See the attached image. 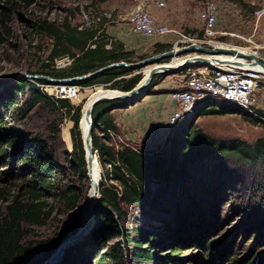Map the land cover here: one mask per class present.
<instances>
[{
    "label": "rangeland",
    "instance_id": "1",
    "mask_svg": "<svg viewBox=\"0 0 264 264\" xmlns=\"http://www.w3.org/2000/svg\"><path fill=\"white\" fill-rule=\"evenodd\" d=\"M6 1L0 0V11L6 6ZM151 1V10H159L163 18V22L158 20L160 23L166 24L171 29L184 31L186 34L200 33L202 22L199 14L207 0ZM158 1H164L166 6L164 8L157 7L156 2ZM135 2L136 0H44L30 8H24L18 6L17 0L11 1L9 35H2L4 44L0 46V148L3 150L0 151V188L8 192L6 194L8 201L15 197L29 199L30 183L27 182L29 176L24 174L23 166L18 161V157L23 151L24 138L40 137L47 142L55 156L54 168L57 173L52 188L48 193H45L43 198L52 208L46 224L44 226H24L26 237L23 245L25 248L31 247V257L39 258L47 249L59 246L64 240L67 227L78 218L77 213L80 207L71 211L66 202L60 198L61 192L67 187L74 186L80 190L82 198L84 192L86 193L84 203L88 200L89 189H92V186H90L89 178L86 181L87 188L84 180L80 183L79 167L75 164L73 152L76 143L78 145L75 151L76 155L80 154L83 140L82 111L88 103V98L85 97L90 90L100 87H86L78 99L69 100L74 107H81V125L79 123L76 137L73 138L71 135V142H67L65 139L64 127L70 126V131L73 129L74 122L71 119L73 112L69 115L64 109L40 106L28 113L25 102L30 95L27 91L20 94L15 92L17 83L22 80L17 76L19 74H35L40 70L47 71L48 68H44V65L49 62L48 56L53 48L52 38L35 32L32 24L38 21H47L60 26L67 19L71 26L81 28L90 22L95 28L101 27L103 32L100 36L106 38L112 36L113 39L122 38L127 41L130 47H135L136 61L133 62L135 63L157 55L154 45L161 39L149 40L134 35L125 22L109 24L106 20H102L100 23L96 22V19L104 12L125 16L132 11ZM215 6L218 12L216 29L218 32L228 34L219 36L218 40L227 43L219 45L221 48H232L242 53L248 52L245 48L234 46H247L241 37H254L256 43L264 44V15L260 19L255 15L257 10L264 11V0H243V4L237 0H215ZM117 34L119 35L117 36ZM261 53L264 57V49ZM48 64L51 66L49 69L56 66V62ZM139 73L142 74L138 70L134 72V74ZM35 76L55 80L50 76ZM142 76L144 77V74ZM173 79L167 83L168 89L165 92L168 95L176 82V78ZM35 80L28 79L26 81L34 82ZM167 80L169 79H166L165 82ZM36 85L40 86L39 83ZM160 86L161 90H164L165 85L161 84ZM260 86L261 89H264V81L260 83ZM259 93L260 91L256 97ZM4 101H12L13 109L3 108ZM206 112L209 110L206 109ZM191 118H196L195 124L204 134L217 140H240L253 145L259 139L264 138V128L245 121L241 114L211 115L205 113L199 117H196V114H191ZM14 133L21 135V138L18 137L19 141L16 139L12 143ZM95 133L99 136L103 135L100 129L95 130ZM116 133L122 139V141H118L121 147L130 145L151 153L169 151L165 131L161 132L157 138H138L136 141L128 139L126 133L123 134L119 131ZM111 143L115 144L112 140ZM97 165L100 169L98 163ZM214 165V162L204 163L200 172H197V178L206 182L199 183L195 194L196 202L189 200V197L183 193L178 194L176 200L169 201L172 214L159 215L162 220L155 218L158 216L157 214H160L159 212L148 207L125 209L128 220L120 222L123 227L128 228L132 233H134V229H138L146 235L154 232L161 238L150 249V252H157L153 262L142 264H172L171 252L174 250L173 245L178 242L183 244V249L179 255H175L173 258L180 261V264H205L204 250L197 245V240L192 239L196 233L207 234L211 240L222 239L228 245L234 244V253L243 257L247 256L251 249L255 250L254 255L264 252V191L255 189L256 183L250 174H247L242 181L233 182L232 187L227 188L226 186H229L226 181L227 175L215 177L212 172ZM106 168H110V166ZM106 168L102 169L103 173L100 170L102 176ZM110 183L116 184L113 181ZM155 188L156 186L152 185V192ZM6 200L0 199V221L6 214V206L9 204ZM97 203L98 200L93 204L94 219L90 229L84 237L76 239L55 264H60L68 251L75 248L82 250L75 264H83L84 259H87V264H98L103 256L104 240L99 232H94L99 211ZM115 220L118 221L116 216ZM85 238L87 242L83 244ZM120 245L124 253L122 260L116 264H138L132 260V250L127 249L123 239L120 240ZM17 264L22 263L18 260ZM110 264L112 263L110 262Z\"/></svg>",
    "mask_w": 264,
    "mask_h": 264
},
{
    "label": "trees",
    "instance_id": "2",
    "mask_svg": "<svg viewBox=\"0 0 264 264\" xmlns=\"http://www.w3.org/2000/svg\"><path fill=\"white\" fill-rule=\"evenodd\" d=\"M11 1L7 0L6 6L0 11V46L4 44L2 35H9ZM17 1L18 6L30 8L44 0ZM237 1L243 4V0ZM32 27L35 32L44 34L53 40L48 63L54 64L56 60L69 57L72 64L65 68L58 69L56 66H52V69H49L51 66L47 63L44 65V68H48L47 71L40 70L31 75H45L58 80L84 76L114 63H130L129 59L134 54L125 51L124 45L120 42L113 41L112 48L107 49L109 39L100 36L103 32L101 27L91 26L80 30L78 27L71 26L67 19L60 26L47 21H38L32 24ZM165 49L169 50V47L156 44L157 52L162 53ZM134 72L127 68H115L105 71L95 79L75 82L72 85L82 87L105 85L106 89L128 92L134 89L143 78L142 74H134ZM129 75L132 76L126 78ZM166 77L167 75L157 76L148 88L146 95L157 93L154 88L160 85ZM36 83L46 84L48 82L20 80L16 85V93L29 92L30 97L25 102L27 112L31 113L40 106L64 109L69 115L73 112L71 119L74 122V127L71 135L73 138L76 137L81 120V107H74L68 99L54 100L50 98ZM131 105L132 103L127 102L102 103L95 108L93 114V147L97 153L101 172L103 173L102 169L110 166L103 174L104 184L99 200L102 209L97 212L94 227V232H99L104 240L103 256L98 264H110V262L116 264L122 260L124 250L120 245L121 239L125 241L127 249L132 250L131 258L134 262L138 264L153 262L157 252H150V249L161 238L154 232L146 235V233L134 229V233H132L128 228L123 227L120 222L128 220L125 209L148 207L159 212L160 214H157L158 216L155 218L161 219L159 216L161 214H172L169 201L176 200V196L180 193L196 202V189L202 182V184L206 182L197 178V172H200L204 163L214 162L212 172L215 177L227 175L226 181L229 185L226 186L227 188L232 187L233 182L242 181L247 174H250L256 183L255 189L264 191V138L259 139L253 145L240 140H217L204 134L195 124L196 118H191V114L186 115L173 132L166 137V143L169 144L168 152L151 153L130 145L117 150L112 145L108 133L109 130L119 131L112 112L116 109H126ZM217 105L218 110L209 109V112H206L205 109H198L193 114H196V117L205 113L211 115L241 114L245 121L264 128L263 120L250 116L234 104L219 102ZM3 108L13 109L12 101H4ZM258 113L264 118V112ZM97 129L103 132L102 136L95 133ZM13 137L12 143L16 139L19 141L18 137L21 138V135L14 133ZM23 140V143L21 142L23 151L19 155L18 161L23 166L24 174L29 176L27 178V182L30 183L29 199L15 197L8 201L6 200L8 192L0 188V199L9 203L6 206V214L0 221V264H17L18 260L22 264H40L48 256V253L43 259L30 256L31 247L25 248L23 245L26 237L24 226H44L50 217L52 208L43 198L45 193H48L52 188L56 179L55 156L51 147L42 138L32 137ZM77 148L78 145L75 143L74 161L79 167L80 183L84 180L86 184L88 176L82 143L79 156L75 152ZM0 151H3L2 148ZM110 181L116 184L110 183ZM152 185L156 186L154 192H152ZM60 198L66 202L71 211H74L79 207L81 209L86 199V193L84 192L82 198L80 190L70 186L61 192ZM115 216L118 221L115 220ZM76 230L77 222H74L68 226L66 237L74 234ZM133 235L135 236L133 237ZM192 239L197 240V245L204 250L205 264H264V252L254 255L255 250L251 249L248 255L243 257L234 253V244L228 245L222 239L211 240L209 235L197 233ZM86 242L85 238L83 244ZM182 247L181 242L173 245L172 264H180V261L174 259L173 256L179 255ZM81 252L80 248L79 250L71 249L60 264H75ZM82 262L87 264V259Z\"/></svg>",
    "mask_w": 264,
    "mask_h": 264
},
{
    "label": "built area",
    "instance_id": "3",
    "mask_svg": "<svg viewBox=\"0 0 264 264\" xmlns=\"http://www.w3.org/2000/svg\"><path fill=\"white\" fill-rule=\"evenodd\" d=\"M156 5L159 8H164L166 3L164 1H158ZM151 9V0H136L132 11L125 16L112 12H104L96 19V22L100 23L102 20H106L108 24L125 22L128 24L131 33L151 40L172 36L174 39L171 42L170 50H178L191 45L215 49L221 48L219 46L221 44H227L218 40L219 36H226L228 34L218 32L216 29L218 12L215 6V0H207L203 10L199 14L202 22L200 31L202 35L200 33L196 35L186 34L184 31L169 28L166 24L160 23L157 20ZM255 15L260 19L264 15V11L257 10ZM91 26L92 24L87 22L86 26L79 29L82 30ZM241 40L247 43V46H234L247 49V54H251L258 60L264 62V57L261 53L264 49V44L256 43L254 37H241ZM111 43L112 41H109L106 46L107 49L112 48ZM198 57L209 59V64H201L198 61H194L188 68L167 75V77L174 76L176 78L173 90L169 95L171 100L176 104V108L170 114L164 125L165 138L173 132L186 115L193 114L198 109H218L217 104L219 102L234 104L241 111L264 121V118L258 113L256 104L257 93L261 90L260 83L264 81V71L252 65L250 60L236 54L206 55L199 52H192L181 55L176 59L165 60L161 63L167 66H179L188 58ZM216 60H221L223 63H218ZM71 64L72 60L69 57H65L56 61V68H65ZM97 86L106 89L105 85ZM158 86L154 89L156 90ZM39 87L54 100H75L79 98L83 90H86V87L72 85V83L48 82L46 84H40ZM50 88H52V91H50ZM108 133L111 140L115 143L116 149H121L118 143V141H122L120 136L115 131L109 130Z\"/></svg>",
    "mask_w": 264,
    "mask_h": 264
},
{
    "label": "water",
    "instance_id": "4",
    "mask_svg": "<svg viewBox=\"0 0 264 264\" xmlns=\"http://www.w3.org/2000/svg\"><path fill=\"white\" fill-rule=\"evenodd\" d=\"M192 52H199V53H203L206 55H218V54H233V55H235L236 54L240 57H243V58L250 60L252 62V65L256 66L259 70L264 71V62L258 60L255 56H253L251 54H242V53L235 51L234 49H223V48H215L214 49V48L201 47V46H197V45H191L188 47L180 48L178 50H170V51H167L164 53H160V54H157L155 56L146 58L144 60H141V61L135 62V63H126V62L114 63V64H111L107 67L101 68V69H99L93 73H90L88 75L74 77V78H68V79H64V80H58V79L53 80V79H49V78L38 77L35 75H27V74H19L17 77L19 79H22V80L41 79V80H44L47 82H53V83H75V82L89 81V80L95 79V78L99 77L100 75H102L105 71L115 69V68H127V69H131L133 71H136V70L142 71V73L144 74V77L134 89H132L131 91H128V92H122V91H118V90H109L110 92L118 91L121 93V95L117 96V97H112V96L99 97L93 101L90 108L88 109L86 117H87L88 125H89L88 144H89V148H90L91 152H90V159L87 161V164L91 165L92 156H93V153L95 152L94 147H93V138H92V134L94 131L93 114H94L95 108L98 105H100L102 103H107V102L136 103V102L140 101L144 96H146V92H147L148 88L151 86L153 80L157 76L168 75V74L180 72V71L188 68L191 64L194 63V61H198L201 64H209L210 60L207 58H202V57L188 58L187 60H185V62L182 65H179V66H167V65H162V63H161L165 60L176 59V58L180 57L181 55L192 53ZM216 61L218 63H223L221 60H216ZM149 67H151V69L149 70V73L146 74V70ZM103 178H104V176H103ZM102 187H103V183L101 185V189H102ZM100 198H101V196L98 198L97 207L99 209H102L100 204H99ZM90 204H91V201L88 200L84 204L83 208L79 209V211L77 213L78 218H77V220L74 221V222H77L76 233L73 235L67 236V237L65 235V237L63 238L64 240L62 241V243L59 246H57L55 248L47 249L41 256H39L40 259H43V257L46 256L48 253V256L45 257L44 260H42L40 264H55L58 261V259L61 257L63 252L76 239L81 237L83 234H85L90 229V227L93 224V219H94L92 210L90 209ZM74 222H72L71 224H73ZM66 231H67V229H66Z\"/></svg>",
    "mask_w": 264,
    "mask_h": 264
},
{
    "label": "crops",
    "instance_id": "5",
    "mask_svg": "<svg viewBox=\"0 0 264 264\" xmlns=\"http://www.w3.org/2000/svg\"><path fill=\"white\" fill-rule=\"evenodd\" d=\"M152 12L157 20H163L159 10L154 9L152 10ZM118 35L119 34H117V36ZM108 39L112 42L114 41L122 43L124 45L125 51L134 53L133 57L129 59V62L133 63L134 61H136V53L134 52L136 49L135 47H130L127 41L122 38L113 39V37L111 36L108 37ZM173 39L174 38L172 36H168L161 39V41L157 42L156 44L169 47L170 50L171 42L173 41ZM156 44L154 45L155 54H160L161 52L159 53L156 51ZM169 50L165 49L164 52ZM149 70L150 69L146 70V72H149ZM130 76L132 75L126 76V78H129ZM173 78L174 76H169L167 77V79L169 80L162 83L165 85L164 90H161V86L159 85L155 90L157 91V93L144 96L140 101L132 103V105L126 109L114 110L112 112V116L115 120V124L118 127L119 132L123 134L126 133V137L128 139H131L132 141H136L138 140V138L154 139L159 137L160 133H163L164 131V125L168 117L176 108V104L171 100L167 92H165L166 89H168L167 83L174 80ZM85 98H88V101L92 99L90 92L87 93ZM256 104L257 110L259 112H264V89H261L258 97H256Z\"/></svg>",
    "mask_w": 264,
    "mask_h": 264
},
{
    "label": "bare ground",
    "instance_id": "6",
    "mask_svg": "<svg viewBox=\"0 0 264 264\" xmlns=\"http://www.w3.org/2000/svg\"><path fill=\"white\" fill-rule=\"evenodd\" d=\"M232 49V48H231ZM235 51L239 52L238 50L234 49ZM239 53H242V52H239ZM248 52H245V53H242V54H247ZM149 72H146V74H148ZM52 91V89L50 90ZM90 94H91V98L88 103H86L83 111H82V121L81 123L82 124V135H83V140H82V143H83V149H84V152H85V162H86V170H87V176L89 178V182H90V186H92V189H89V196H88V200L91 201V204H90V209L92 210L93 209V204L96 202V200H98V198L100 197V191H101V185L103 183V176L100 174V169L97 165V154L94 152L93 153V156H92V163L91 165L87 164V161L90 159V148H89V144H88V136H89V125H88V120H87V117H86V114H87V111L88 109L90 108L91 104L93 103L94 100H96L97 98L99 97H102V96H112V97H117V96H120L121 93L118 92V91H114V92H110L108 89H104L102 87H98L96 88L95 90H90L89 91ZM117 92V93H115ZM114 93V94H113ZM80 123V125H81ZM72 129V128H71ZM72 131V130H71ZM71 131H70V126L68 127H64V135H65V139L67 140V142H71ZM97 198V199H96ZM87 200V201H88ZM85 204V203H84ZM84 206V205H83ZM83 208V207H82ZM83 216V215H82ZM87 233V232H86ZM85 233V234H86ZM83 234L81 237L79 238H82L84 237ZM78 238V239H79ZM77 239V240H78ZM75 242V241H74ZM73 242V243H74ZM73 243L71 245H73ZM70 245V246H71ZM69 246V247H70ZM68 247V248H69ZM67 248V249H68ZM66 249V250H67ZM65 250V251H66ZM64 251V252H65ZM63 252V253H64ZM63 255V254H62ZM61 255V257H62ZM60 257V258H61ZM59 258V259H60ZM58 259V260H59Z\"/></svg>",
    "mask_w": 264,
    "mask_h": 264
}]
</instances>
